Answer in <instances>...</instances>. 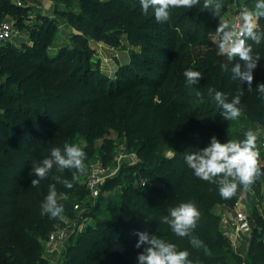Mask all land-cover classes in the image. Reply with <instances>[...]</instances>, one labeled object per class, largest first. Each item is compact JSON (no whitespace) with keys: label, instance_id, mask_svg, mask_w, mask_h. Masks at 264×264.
<instances>
[{"label":"trees","instance_id":"1","mask_svg":"<svg viewBox=\"0 0 264 264\" xmlns=\"http://www.w3.org/2000/svg\"><path fill=\"white\" fill-rule=\"evenodd\" d=\"M79 4L80 13H61L83 28L84 33L72 36L78 47L47 60L45 68L40 48L50 43V31L55 28L52 20L42 19L40 42L21 53L7 46L4 52L0 45V54L6 53L7 58L5 83L16 86L10 90L0 85V264H46L40 241L46 240L60 219L50 218L41 207L49 185L56 183L52 177L62 175L73 185L69 189L56 184L66 216L72 215L73 200L60 195L75 194L78 184L73 180L74 169L58 173L54 166L46 179L32 187L31 180L37 177L31 175V163L48 156L54 146L63 150L65 143L73 144L79 129L89 134L104 127L106 120L113 126L131 123L130 143L140 133L146 135L136 155L153 167L133 166L131 170L147 181L163 179V184L143 185L147 193L129 189L124 202L109 207L107 220L98 218L95 226L88 225L78 234L76 244L67 249L64 264H138L137 255L146 245L135 247L136 233L145 231L175 244L178 251H187L192 264H239L241 257L222 239L219 218L212 208L216 204L234 206L243 186L225 200L219 195V186L196 177L184 159L186 152L205 148L213 136L221 143L242 141L239 134L231 132L229 120L222 117V109L208 94V89L214 88L227 94L230 101L238 91V83L221 69L225 63L231 68V63L208 40L219 24L223 6L213 16L201 0L192 9H171L170 19L159 23L153 9L142 13L139 0H79ZM245 4L252 8L255 0H245ZM7 14L19 17V8L9 0H0V17ZM258 26L264 29V18L258 20ZM85 34L112 46L124 34L131 44L140 46L141 53L132 52L130 60L109 77L92 68L93 50ZM253 54L261 59L253 70L252 91H247V83L242 85L241 115L260 129L264 127V99L258 98L256 88L264 83V42L253 45ZM188 69L202 74L197 85H187L184 72ZM155 107V128L148 130ZM82 121L85 126H80ZM161 141L173 152L171 157L155 154ZM86 154L88 164L90 147ZM259 159L264 170L263 154ZM115 185L111 180L106 187ZM263 186L264 176L251 187L259 195ZM187 202L194 203L201 213L192 232L203 242L199 248L160 220L170 207ZM257 213L260 227L254 231L264 234V215ZM246 259V264H264V240L256 241L253 236Z\"/></svg>","mask_w":264,"mask_h":264},{"label":"rangeland","instance_id":"2","mask_svg":"<svg viewBox=\"0 0 264 264\" xmlns=\"http://www.w3.org/2000/svg\"><path fill=\"white\" fill-rule=\"evenodd\" d=\"M9 1L14 2L19 8V17L7 14L0 17V21L5 20L13 22L19 30V36L13 39V41L0 44L4 46V52H6L7 46L21 53L27 47H33L36 42H40L41 37L38 33L43 24V18L52 20L55 26V28L50 31V43L47 46L40 48V52L46 58V60L41 61V66L43 68L48 65L47 60L58 58L61 53L65 54V51L78 47V44L72 36L76 33H84L83 28H81L77 22L61 13H80L82 9L79 0ZM244 1L245 0H221L224 12L218 16V22H223L225 20L230 22L234 14L237 13L241 3ZM212 14L215 16L213 11ZM86 37L88 39L87 44L93 50V54L90 57V62L93 65L92 68L109 77H114L116 70L130 60L132 52L141 53L140 46L131 44L124 34L121 35L116 46L95 40L88 34ZM208 40L209 42H212L214 48L218 51L217 43L215 42L217 40L215 33H210ZM5 55L6 53L0 54V85H3L7 89L15 90L16 86L14 84L6 85L5 83L8 74L3 71V65L7 62ZM14 57L16 58L18 55L16 54ZM66 92H68V90H66ZM142 100L144 101L145 99L143 98ZM129 105L132 106L130 103ZM157 110L158 108L155 107L153 115L151 116V125L148 130L155 128V125H153L152 122L154 121L153 118ZM113 119H115V117H113ZM229 122V129L231 132L239 134L242 140L245 139V133L248 130H252L257 135V149L259 150L260 155L263 154L264 156V149H262L260 145L261 133L258 128H254V125L243 115L236 120H229ZM130 124L131 123L123 121L119 123V125L113 126L112 123L106 120L105 126L101 129H94V131L89 134H82L81 129H79L75 133L73 144L79 145L85 152L90 147L92 154L88 159V164L85 163L87 164L86 173L84 175L76 174L75 177L73 176V180L78 184L76 193H64L60 195V198L62 199L71 196L73 200L72 215L66 216L62 214L60 219L53 224L52 230L63 229L66 232L64 243L53 244L50 246L52 251L48 252L45 240L40 241L43 245L42 254L47 261L46 264H64L67 249L76 244L78 234H80L88 225L95 226V220L98 218L99 220H107L109 218V207L119 206L124 202V200L128 198L129 189L134 188L147 193V191L142 188L143 185L149 184L150 186H153L157 183L163 184V179L158 177L143 184V176L139 175L136 171L134 172L131 170L133 166H145L151 168L153 165H148L137 157L136 150L146 140V135L140 133L138 137L130 143L128 134V126H130ZM80 126H85V123L83 121L80 122ZM157 148L158 150L155 151V154L159 157H171L173 154L171 149H168L167 145L163 146V141L160 142ZM104 153H106V155L102 164L105 177L99 187L98 196L91 198L85 186L89 163L97 156L102 157ZM120 155L122 156L121 158L119 157ZM85 162H87V157ZM74 172L75 169L73 173ZM111 180H115L116 185L113 188L108 189L106 184H109ZM130 198H133V200L136 199V197L131 195ZM263 199L264 186L259 195L256 194L254 187H250L247 191H245L243 187L239 188L238 199L235 204L244 208L246 214L250 217L251 228L245 232L244 237H242L236 244H231L226 240L221 226L222 215L228 207L223 204H216L212 208L213 212L219 218L218 229L221 233L222 239L228 244L231 251L237 253L241 257L239 264H246L247 250L250 243L253 241V236L256 237V241L264 240V234H261L258 230L254 231L255 228L260 227L256 221L257 212L264 215V205L262 204ZM136 200L145 202L141 197ZM75 204H79L80 208H75Z\"/></svg>","mask_w":264,"mask_h":264},{"label":"clouds","instance_id":"3","mask_svg":"<svg viewBox=\"0 0 264 264\" xmlns=\"http://www.w3.org/2000/svg\"><path fill=\"white\" fill-rule=\"evenodd\" d=\"M142 13L147 14L153 9L157 22L164 23L170 19L171 9H192L201 3V0H139ZM222 7L221 0H203V8L212 10L214 15ZM240 16L242 24L237 30L234 25L225 20L219 22L215 36L219 54L227 57L229 64L221 65L225 73L230 74V79L238 83L237 94L229 101L228 95L214 88L208 89V94L222 109V117L225 120H236L242 114L241 98L245 95L243 84L247 83V91H252L254 79L253 70L257 68L259 55L253 54V45L259 46L264 42V29H260L256 21L264 18V0H255L252 8L245 6ZM250 41V43H249ZM238 61L233 63L234 60ZM188 86L197 85L203 78L199 71L188 69L184 72ZM258 98L264 99V83L256 88ZM257 135L248 130L242 141L229 140L221 143L213 136L210 143L196 152H186L185 162L199 179L219 186V195L227 200L232 198L243 186L247 191L258 179L264 176V170L260 166V153L256 146ZM86 152L77 144L65 143L63 150L52 147L49 155L39 161H33L31 175L36 179L31 180V186L37 187L41 180L48 177L52 169L58 173L66 169H75L76 174L84 175L87 171L85 164ZM52 179L56 182L49 185V191L41 207L50 218H59L64 213V205L59 202L56 184H62L66 188L73 185L62 175H55ZM201 213L194 203H180L170 207L168 214L160 218L161 223L169 225L172 232L178 237H189L193 247L199 248L203 242L192 235L196 229ZM139 239L135 245L137 249L146 245L137 255L138 264H192L188 259L187 251H178L173 243L159 238L155 233H136Z\"/></svg>","mask_w":264,"mask_h":264},{"label":"built area","instance_id":"4","mask_svg":"<svg viewBox=\"0 0 264 264\" xmlns=\"http://www.w3.org/2000/svg\"><path fill=\"white\" fill-rule=\"evenodd\" d=\"M14 3V2H13ZM246 6L245 1L241 3L238 11L234 14L230 23L238 30L242 24L240 16L241 10ZM258 24V21H256ZM19 36V30L13 22L1 20L0 21V43L13 41V39ZM261 133L260 145L264 149V127L259 129ZM122 157L121 155L119 156ZM104 167L101 157L97 156L93 158L88 167V174L86 176L85 186L91 198L97 197L99 193V187L104 179ZM147 183V180H143V184ZM262 204L264 205V199ZM75 208H80L79 204H75ZM223 235L228 242L236 244L244 237L245 232L251 228L250 217L246 214L244 208L235 204L228 208L222 215L221 222ZM66 239V232L61 230H52L48 234L45 242L47 251L51 252L52 246L55 243H64Z\"/></svg>","mask_w":264,"mask_h":264}]
</instances>
